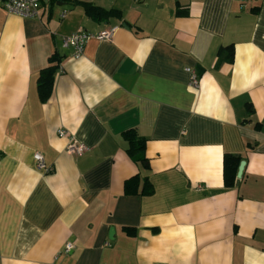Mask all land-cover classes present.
I'll return each mask as SVG.
<instances>
[{"label":"crops","instance_id":"crops-1","mask_svg":"<svg viewBox=\"0 0 264 264\" xmlns=\"http://www.w3.org/2000/svg\"><path fill=\"white\" fill-rule=\"evenodd\" d=\"M114 28L79 58L63 46ZM71 136L89 151L68 154ZM226 154L246 163L233 188ZM136 175L151 195L125 193ZM0 264H264V0H42L36 19L0 4Z\"/></svg>","mask_w":264,"mask_h":264},{"label":"trees","instance_id":"trees-1","mask_svg":"<svg viewBox=\"0 0 264 264\" xmlns=\"http://www.w3.org/2000/svg\"><path fill=\"white\" fill-rule=\"evenodd\" d=\"M87 14L97 21H102L112 16L120 17L117 11H104L98 7L83 4ZM227 51L224 59L233 62L234 51L232 47H228L221 52ZM59 58L53 55L49 59V66L42 70L38 81V92L42 102H47L52 95L55 75L59 71ZM125 141L128 143L127 153L129 157L136 163H140L144 168H148L149 161L145 154L146 140L138 135L135 130L127 131L123 134ZM242 159L238 155L226 154L224 157V183L226 188H233L237 182V173ZM141 177L136 175L125 183V193L127 195H151L154 189L148 179L143 180V188L139 190ZM131 234L132 229H126Z\"/></svg>","mask_w":264,"mask_h":264},{"label":"built area","instance_id":"built-area-1","mask_svg":"<svg viewBox=\"0 0 264 264\" xmlns=\"http://www.w3.org/2000/svg\"><path fill=\"white\" fill-rule=\"evenodd\" d=\"M242 6L248 0H238ZM41 3L42 0H0V4L6 10L8 14L15 15L21 17L23 19H36L39 18L41 12ZM64 15H62V18ZM116 29L104 30L97 34H89L87 32H79L69 37H65L63 39L64 48H72L74 50V58H79L82 56L85 45L91 39H96L98 41H107L111 40ZM61 68L59 67V72ZM189 73L192 75L190 86L197 88L199 86V80L197 75L191 69H187ZM58 135L60 137L68 136L67 131L64 129H60L58 131ZM67 152L70 155L81 156L89 151V147L77 142V140L71 136L69 137V142L67 145ZM34 159L38 164V168L41 170H45L46 172H51L50 168H47L44 157L40 153H36L34 155ZM73 249L71 244H67L64 253H69Z\"/></svg>","mask_w":264,"mask_h":264},{"label":"water","instance_id":"water-1","mask_svg":"<svg viewBox=\"0 0 264 264\" xmlns=\"http://www.w3.org/2000/svg\"><path fill=\"white\" fill-rule=\"evenodd\" d=\"M245 165L246 163L245 162H241L240 166H239V169H238V173H237V181L239 183V181L241 180L242 178V175H243V172H244V168H245ZM113 229H111L110 231V236L113 234Z\"/></svg>","mask_w":264,"mask_h":264}]
</instances>
